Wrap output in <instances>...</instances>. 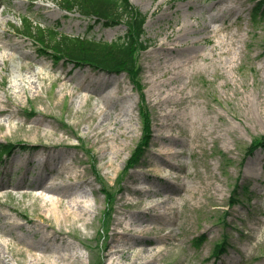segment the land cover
Listing matches in <instances>:
<instances>
[{
    "label": "rangeland",
    "instance_id": "obj_1",
    "mask_svg": "<svg viewBox=\"0 0 264 264\" xmlns=\"http://www.w3.org/2000/svg\"><path fill=\"white\" fill-rule=\"evenodd\" d=\"M131 3L148 15L140 64L154 136L104 218L96 176L114 186L141 139L139 95L126 74L55 63L13 28L29 18L107 42L127 28H103L56 0H0V143L39 148L0 165V264H264V150L247 155L264 135L263 8L252 0ZM51 187L67 220L54 213Z\"/></svg>",
    "mask_w": 264,
    "mask_h": 264
},
{
    "label": "trees",
    "instance_id": "obj_2",
    "mask_svg": "<svg viewBox=\"0 0 264 264\" xmlns=\"http://www.w3.org/2000/svg\"><path fill=\"white\" fill-rule=\"evenodd\" d=\"M59 1L66 10H77L87 17H96L98 21L102 20L105 26H116L122 22H125L128 26L127 35L112 44L94 39L69 37L55 30L45 31L38 29L34 36L44 48L52 50L58 60L67 59L77 65H89L109 74L126 72L136 88L141 92L140 116L143 135L127 162L125 170L127 173L140 163L152 139V114L142 92V69L139 66V55L148 48L146 41L143 40L147 16L134 7L129 0ZM258 4L264 7V0H260ZM26 32L30 35L33 33V26L29 23L26 24ZM18 147L24 150L30 149L24 145ZM16 148L17 146L12 144H0V162H3L5 156H10ZM259 148H264V135L253 141L247 150V155H253ZM103 192L107 200L108 210L106 214L110 215L115 196L119 194L120 190L118 192L110 190L107 185H104ZM233 203H235V200L232 201ZM224 247V243L220 245L216 250V254L223 253ZM98 264H101V262Z\"/></svg>",
    "mask_w": 264,
    "mask_h": 264
},
{
    "label": "bare ground",
    "instance_id": "obj_3",
    "mask_svg": "<svg viewBox=\"0 0 264 264\" xmlns=\"http://www.w3.org/2000/svg\"><path fill=\"white\" fill-rule=\"evenodd\" d=\"M213 20H214V21H217L218 18H213ZM212 32H213L214 34H218L219 32H221V30H219V29H214ZM0 38H2V37H0ZM2 48H3V47L0 46V50H1ZM20 68H21V69H24V65H21ZM28 70L32 72V75H33L34 77H36V78H38V79L41 77V73L38 72V71H36L32 65L29 66ZM117 123H118V120H115V121H114V124H117ZM162 165H164V167L169 168L170 170H173V168L175 167V165H174L170 160H168L167 158H163V159H162ZM156 172H158V173H163V171H162L160 168H157ZM163 177H164V178H161L162 180L170 181V180L167 178V176H166L165 174H163ZM170 186H172V184H170ZM173 186H174V185H173ZM48 191H49V193H47L46 196L49 197V200L52 202V207H53L54 213L56 214V216H59V217L61 216L60 218H62V220H67V219L69 218V215H71V211H70V210H68V211L65 210V212L61 215V213H60V209H61V204H62V203H61L60 200H54V199H53L54 195L51 194L52 191H55V189L51 187V189L48 190ZM140 191L143 192L142 190H140ZM143 193H145L146 195L151 194V195H153V197H158V196H160V195H159V191H153V192H152V191H150L149 189L146 190V191L143 192ZM166 203H167V200H164V201H162V202H157L156 204H152V203H151V204L148 205V207H144V203H143L142 201H138V202L134 203V206L137 207V208H143V207H144L145 210H154V209H156L158 206L164 205V204H166ZM81 208H82V207H81ZM77 213H78V212H77ZM29 221L32 222L33 220H32V219H29ZM44 224H45V228H46L47 230H52V231H53V234L55 235V238L64 235V232H63V230H62L61 228L58 229V230H54L51 224H49V223H45V222H44ZM131 227H133V224H131ZM130 229L133 230V228H130ZM151 230H152L151 228L148 229V230H142L139 234L142 235V234H144L145 232H149V231H151ZM126 233H129V231H128V232H125L124 234H126ZM48 239H49V238H48ZM147 242L149 243V241H147ZM140 244H142V245H146V244H145V240L143 239V241H140ZM50 249H51V247L47 246V250H50ZM45 250H46V249H45ZM119 252H120L122 255H124V254L126 253L125 250H120ZM139 256H140V254H138L136 258H139ZM121 257H123V256H121ZM153 257H154V255H153ZM153 257H152V258H153ZM152 258H151V259H152ZM59 259H61V260H67V259H69V258H67L66 256H61V257H59ZM134 264H135V263H134ZM143 264H145V262H143Z\"/></svg>",
    "mask_w": 264,
    "mask_h": 264
}]
</instances>
